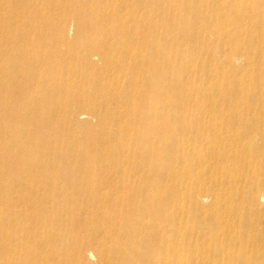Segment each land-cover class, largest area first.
<instances>
[{
    "label": "bare ground",
    "instance_id": "obj_1",
    "mask_svg": "<svg viewBox=\"0 0 264 264\" xmlns=\"http://www.w3.org/2000/svg\"><path fill=\"white\" fill-rule=\"evenodd\" d=\"M0 264H264V0H0Z\"/></svg>",
    "mask_w": 264,
    "mask_h": 264
},
{
    "label": "rangeland",
    "instance_id": "obj_2",
    "mask_svg": "<svg viewBox=\"0 0 264 264\" xmlns=\"http://www.w3.org/2000/svg\"><path fill=\"white\" fill-rule=\"evenodd\" d=\"M154 9H156V8H154L153 5L151 3H149L148 6H147L148 15H149L150 19L153 16L155 17V20L152 18L154 20L153 23H150V21H149V26L156 25V22L159 19L158 12L154 11ZM153 13H155V14L153 15ZM148 31H149V29H148ZM58 33H59V29H56L55 26H51L45 31L44 35H42V38H40V39L41 40L49 39L53 34H58ZM149 36H151V34ZM149 40H151V41L155 40L156 44L158 46L159 45L160 46L161 45L164 46L165 43H166L165 42L166 39L163 38V37H160L158 35H157V37L156 36H154V37L152 36V38L149 37ZM45 41H42V42H45ZM22 42H27V41H22ZM28 42L37 43L38 41H28ZM16 43H17V41H16ZM158 43H160V44H158ZM168 53H169L168 51H166V52L163 51L162 52V57H161L162 61H165V62L167 61V57H169ZM92 59L94 60V62L100 64V61H99L98 57H93ZM78 66L79 65L77 64V62L64 63L63 65L58 64L55 67V69L47 71L48 72V76H52L53 75L52 73L57 72L58 74L63 75L65 78H69V79H73L74 80L75 78L76 79L78 78L76 75H75V77L74 76L72 77V75L75 73L74 70H78ZM70 72L73 73V74H70ZM168 72H170V70L168 68H165L163 76L168 74ZM63 73H65V74H63ZM76 74H78V73H76ZM186 75L187 74L183 75V73H182V74H179L178 76L179 77H184ZM79 78H80V75H79ZM73 85L74 84L71 83L68 87H71V90L75 91V88L78 87V86H82L83 82L75 84L74 89H73ZM79 89H77L78 92H80ZM191 90H192V86L187 81L186 82V86H185V95L189 96ZM74 94H77L76 95V100H77V102L79 101V103H78L79 105H78V107L74 108V112L70 111V113H69L68 105L65 103L64 99L60 100L58 104L57 103H52L53 110H52V118H51L50 123H49V130H50L51 138H55V139L57 138L59 140V142L62 143V144H59V146H58L61 150L62 149H66L68 147V145L76 144L83 137H88L90 140H94V137L96 136V134H103V133H101L102 132L101 128H104L106 125L108 127H111L114 131L118 130V125L116 123H113L111 121H106L104 123V125H101V122H100L101 119L99 120V118L94 116V113H93L92 110L85 111L83 109L84 104L88 103V101L87 100H82L83 99L82 91H81V93H74ZM81 112L88 113V115L85 116L87 118H84V119L80 118L79 119L77 117V115H79ZM124 120H126V118H124ZM95 129L99 130V132H96V134H95V131H94ZM118 137L122 138L120 136H118ZM111 145H113V144H111ZM169 187L170 186H168V184H167V186L165 185L164 186V191L167 192L170 189ZM76 218H77L76 215L71 216L70 217V221L73 222V221L76 220Z\"/></svg>",
    "mask_w": 264,
    "mask_h": 264
}]
</instances>
